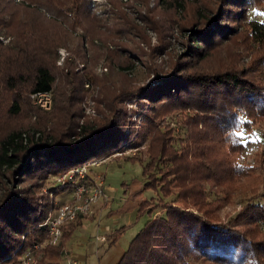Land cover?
Wrapping results in <instances>:
<instances>
[{
	"label": "trees",
	"instance_id": "1",
	"mask_svg": "<svg viewBox=\"0 0 264 264\" xmlns=\"http://www.w3.org/2000/svg\"><path fill=\"white\" fill-rule=\"evenodd\" d=\"M259 1L264 0H216L196 19L179 15L170 18L173 23H131L129 35L141 40L146 27L158 32L175 24L182 50L166 67L155 63L149 71L143 69L149 56L143 49L110 47L118 43L114 34L101 48L94 44V33L71 35L64 23L82 29L83 23L99 21L92 0H0V35L10 37L0 40V264L21 262L31 248L34 264H60L68 235L86 216L63 226L57 245L35 249L46 240L44 221L56 207L48 196L71 188L53 185L43 193V186L49 177L122 152L127 144L139 153L124 156L143 162L144 183L137 194L151 188L158 200L140 197L139 212L151 217L114 264H264V179L262 189L249 188L253 197L226 220L218 215L220 200L211 198L215 193L231 200L252 173L240 161L245 144L235 132L264 122V21L248 13ZM164 2L185 9L184 0H175L176 6ZM18 12L26 19L5 22ZM239 38L245 52L254 50L249 63L237 65L235 53L222 67H205L216 46ZM168 44L161 40L153 48L157 56ZM59 47L71 56L63 65L57 64ZM100 57L122 73L118 85L90 70ZM139 63L143 78L152 76L133 84L129 75L137 80ZM87 82L108 91L96 101L97 117L80 121ZM37 91L51 92V109L32 104L30 93ZM126 100L139 107V126L128 117ZM174 109L194 112L184 115L185 137L157 124ZM140 134L145 149H140ZM158 204L163 213L152 214ZM119 232L109 235V244Z\"/></svg>",
	"mask_w": 264,
	"mask_h": 264
},
{
	"label": "rangeland",
	"instance_id": "2",
	"mask_svg": "<svg viewBox=\"0 0 264 264\" xmlns=\"http://www.w3.org/2000/svg\"><path fill=\"white\" fill-rule=\"evenodd\" d=\"M169 1H171L172 6H176L175 0ZM184 1L185 9L181 10L173 7L168 8L164 0H92L94 10L97 13L96 16L99 18L98 22L93 23V25L90 23H83L82 29H78L77 26L71 27L67 23H64V26L70 28L71 35L80 33H87L89 35V33H94V37H96L94 38V44L98 48L103 47L105 41H109L108 34L110 33L118 37L117 45L114 46L113 43H108L112 48L121 47L122 50L124 47L123 45L130 44V46L132 45L131 47L143 49V51L149 55L148 58H143V62L147 63V66H144L143 69L146 68V70L150 71V67L155 63L160 64L162 67H166L171 59V55L182 50V44L173 31V26L175 24H165L164 30L158 32L154 28L146 27L144 32L145 40H141L136 38V36L133 37L129 35V31L133 27L131 23H137V25H142L143 27L145 23H173L170 18L174 17L178 20L179 15H186L187 18L196 19L200 17V14H206L216 2V0ZM15 2L19 3L22 2V0H11V3ZM39 4L41 5L40 1ZM13 7H15V4L12 5V8ZM248 13L250 17L264 21V1H259L255 5L250 6ZM21 16L22 13L18 12L14 14V16L8 17L5 22L18 23L26 19V16L20 18ZM147 19L151 22H148ZM174 23L177 22L174 21ZM174 30L176 33L178 32L177 29ZM131 37H133L132 39L134 42ZM9 38V35H0V40L3 43L8 42ZM161 40L164 41V44H169L166 47V52L157 56L153 48L159 44ZM243 45L241 38H239L234 41L232 39L225 41L221 45L216 46L205 62V67L210 69L222 67L235 53H238L234 59L237 65L239 63H249L253 57L254 50L249 49L248 52H245ZM57 52L59 55L57 60L58 65H63L65 59L71 57L66 47H59ZM78 67H82L81 64L78 65ZM137 69L139 70V74L135 82L129 75V81H131V83L140 84L151 78L152 75L148 78H143L144 72H142L143 70L140 63L137 64ZM90 70L99 76L104 75V82L110 85H118L119 81L123 78L122 73L109 68L108 61L101 57L98 63L90 68ZM83 88L84 97L81 102V107L84 117L81 118L80 121L97 117L99 112L96 110V101L103 91H108V87L103 88L101 83L93 82L84 83ZM124 103L128 110V117L135 121L134 127L139 126V117L136 116L139 107L136 106L134 102L129 103V100H126ZM32 104L34 105L33 101ZM133 109H135V111ZM186 113L193 114L194 112L174 109L165 114L163 118L157 119V124H162V127H164V125L174 127L179 136L185 137L188 132L187 125L183 123ZM241 130L245 132L244 137L241 138L245 144V149L243 155L240 157V161L241 163L249 165L252 169V173L248 174V177H244V189L231 200L221 198L220 195L211 193V198H216L221 202L218 215L223 220L234 216L241 208L243 201L249 197H253V192H251L249 188L255 187L261 190L263 185L264 176L262 172L264 171V155L262 151L264 150V122H255L251 124L249 128L243 127ZM142 137L143 135L140 134L138 138L141 146L144 144ZM115 140L116 136L113 137L112 141L115 142ZM120 142L121 139H118L117 143L120 144ZM140 149H145V147L142 146ZM123 150L124 151L115 153L111 156L99 158L101 162L96 166L93 165L90 167V171L93 175L101 174V177H103L104 197L98 199V202L92 207L90 213L82 219V224L76 226L74 230L70 232L64 243V248L66 252L68 251V257L76 259L78 264H114L122 252L126 250L131 238L151 217V214L147 211L139 212L138 201L140 197L148 199L152 196L155 202L158 200V194L151 188H145L141 193L137 194L144 183L143 162L124 156L139 153L138 149L136 150V148H133L131 144H127ZM51 181L52 178L49 177L46 181V185L43 186V193L46 192L47 187L53 186L51 185ZM70 196V189H66L56 196L49 195L48 200L57 203L68 199ZM173 198L174 195H171L165 198V200L170 201ZM162 213L163 210L160 204H158L152 212V214ZM260 229L264 230V227L260 225ZM116 231H120L116 241L109 244V235ZM102 236H105L103 242L101 241ZM41 245H45V241L42 242ZM64 254L65 252L60 257V264H67ZM34 256L35 258L37 257L36 252H34ZM15 264H24V262L21 260V262H16Z\"/></svg>",
	"mask_w": 264,
	"mask_h": 264
},
{
	"label": "built area",
	"instance_id": "3",
	"mask_svg": "<svg viewBox=\"0 0 264 264\" xmlns=\"http://www.w3.org/2000/svg\"><path fill=\"white\" fill-rule=\"evenodd\" d=\"M30 98L35 105L44 110H49L52 106L50 91L32 92ZM100 162V159L91 160L86 164L51 176V185H70L71 196L64 201H56V207L48 213L44 221L47 231L45 243L57 245L61 240L63 226L79 216L88 215L98 199L104 197L103 177L101 174L93 175L90 171L91 166H96ZM103 239L104 236L101 237V240ZM39 246L41 244H35L34 248ZM22 261L24 264H34L35 256L32 248L24 252ZM66 263L78 264V261L67 256Z\"/></svg>",
	"mask_w": 264,
	"mask_h": 264
},
{
	"label": "snow or ice",
	"instance_id": "4",
	"mask_svg": "<svg viewBox=\"0 0 264 264\" xmlns=\"http://www.w3.org/2000/svg\"><path fill=\"white\" fill-rule=\"evenodd\" d=\"M235 135H236L237 137H241V138H243L244 135H245V132H244L243 130H237V131L235 132Z\"/></svg>",
	"mask_w": 264,
	"mask_h": 264
},
{
	"label": "crops",
	"instance_id": "5",
	"mask_svg": "<svg viewBox=\"0 0 264 264\" xmlns=\"http://www.w3.org/2000/svg\"><path fill=\"white\" fill-rule=\"evenodd\" d=\"M62 201H64V200H62ZM104 237H105V236H104ZM101 241L103 242V240H101ZM64 249H65V248H64ZM64 252H65V254H64V255L67 257V256H68V255H67V254H68V251L66 252V249H65V251H64ZM119 257H120V256H119ZM119 257H118V258H119ZM118 258H117V260H118ZM117 260H116V261H117ZM116 261H115V262H116Z\"/></svg>",
	"mask_w": 264,
	"mask_h": 264
}]
</instances>
